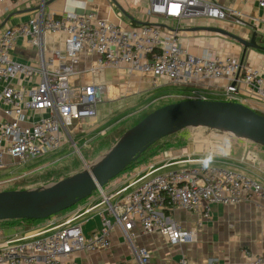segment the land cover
Returning a JSON list of instances; mask_svg holds the SVG:
<instances>
[{"label": "built area", "instance_id": "2783aa9c", "mask_svg": "<svg viewBox=\"0 0 264 264\" xmlns=\"http://www.w3.org/2000/svg\"><path fill=\"white\" fill-rule=\"evenodd\" d=\"M37 1L0 0V23L14 10L40 6L33 16L6 24L0 32V169L59 148L71 139L75 122L95 119L108 88L104 77L107 69L138 75L153 88L163 83L193 86L225 79V100L241 102L242 90L264 100L261 69L241 63L239 57H221L208 51L194 55L178 39L177 30L188 18L245 24L243 15L230 2L146 0L147 20L134 24L130 19L114 23L93 11L46 15L42 7L45 0ZM256 5L264 10V0H256ZM150 17L164 19V25L150 22ZM251 18L259 22L258 16ZM47 37L62 41V46L47 53ZM19 39L35 49V64L14 58ZM83 57H93L92 65L79 68ZM240 202L264 212V185L230 167L190 164L145 179L121 200L111 202L109 195H103L98 231L85 234L80 226L63 225L31 241L18 238L3 242L0 264H63L73 251L109 248L114 227L123 232L138 264H149L148 248L133 243L136 226L143 233L164 235L170 244L195 241L202 220L196 221L195 228H186L169 217L175 209L207 217L214 204ZM245 254L248 264H263L262 256L249 250ZM173 264L187 261L181 257Z\"/></svg>", "mask_w": 264, "mask_h": 264}, {"label": "crops", "instance_id": "0c3cea01", "mask_svg": "<svg viewBox=\"0 0 264 264\" xmlns=\"http://www.w3.org/2000/svg\"><path fill=\"white\" fill-rule=\"evenodd\" d=\"M222 1L232 3L243 15L245 24L239 25L228 21H211V23L204 18L189 19L192 20L189 21V25L183 23V25L178 28L177 34L180 43L192 54L200 55L208 51L216 53L221 57L234 56L239 57V59L242 54V47L237 46L231 41V39H228V37L208 31L189 29L194 26L215 24L225 26L231 31H239L242 34L250 32L253 34L255 32L256 35L264 32V22H262L264 21V10L257 8L256 0H248L243 3H235L232 0ZM132 2L133 0H53L48 5L44 6V13L46 15L52 13L54 15H59L64 11H93L100 17L107 18L114 23H120L129 19L120 11V8H123L126 12L129 11L131 14L129 15L135 20L145 22L147 17L144 13L139 12L141 15L137 16L135 15V12L130 11L129 5L131 6ZM118 10L123 14L122 16L119 15ZM34 14L35 11L34 13L30 12L27 14L12 15L7 22L0 27V32L3 31L6 24L25 20ZM7 15H4L2 20H4ZM252 16H258L259 22L253 20L251 18ZM160 19L162 18L150 17L149 20L150 22L161 23ZM162 21L164 24V19H162ZM61 42L62 41H57L55 38L47 37L46 52L48 53L49 49L54 47H61ZM13 56L15 59L21 61L30 62L32 64L36 63L35 49L26 46V44L20 39L15 45ZM92 59L93 57L91 59L90 57H83L79 63V68H85L92 65ZM243 64L259 68L264 72V51L249 48L246 51ZM116 73L120 74V76L127 75L124 73L121 74V72L116 70L107 72L109 76H113V74ZM105 74L106 72L104 73V77L108 80ZM110 78L111 80H108V87L110 83H114L113 77ZM128 82L129 84H134L138 87L140 85L137 80ZM128 82L125 83L126 86H128ZM225 83V79H216L206 82L201 81L197 85L191 86L193 88L192 90L188 87V89L185 90L184 95L180 97L183 99L192 97L209 99L207 98V95H211L216 97L213 99L225 100L223 97ZM240 93L242 98L241 103H244L253 109L264 111V100L259 99L244 90ZM219 96L223 98H219ZM101 111L102 106L99 108L98 114H100ZM93 120L77 121L75 122L74 127L88 126ZM81 134V130L78 129L72 133V136L74 135L76 137L80 135L79 137H81ZM163 138L164 139H160L161 141L156 149H153L152 151L157 157L154 156V158H152L153 161L148 163L147 167L135 168L131 177L124 176L123 178L113 179L108 183L105 189L100 190L101 194L97 192L89 196L69 211L59 214L57 213L47 219L32 221L30 227H20L21 230H18L17 226H10L7 230V236H5L3 240H0V242L3 243L7 240H17L18 238H21V240L24 241H31L48 236L63 225L80 226L85 234L98 231L102 227L103 215L100 214V210L104 205L100 203L103 195H109L110 201L115 202L116 200H121L123 196L127 194L128 189L131 188L130 192L133 191L142 181L149 178L147 177L150 174L148 171L151 172L161 166L174 163V161H183L184 159L190 162V164H205V161L209 160L208 158L187 157L188 155L199 153L201 147L199 148L198 146V148H195L197 145L192 144L191 146H188L183 144L185 146H174V136ZM245 148H247V145L243 147V149ZM150 153L148 152L146 154ZM157 154H159V156ZM256 155L261 160L262 164L261 169L259 170L256 169V167H258L255 164V162L257 163V159L253 158L252 152L248 153L245 157L239 156V158H227L225 156V159H214L226 161L230 164L226 167H235L237 170L256 178L264 185V149H257ZM6 161H10L7 156ZM11 165L12 163L6 165V167L0 170L7 169ZM246 165H249L254 170H250ZM114 197H116L115 200H113ZM90 206H92V208L88 209ZM169 217L179 220L186 228H195L196 221L202 220V226L197 232V239L190 242L170 244L164 235L160 233H143L141 229L136 226L134 228L135 236L133 243L135 246H145L148 248L150 252L149 264H173L181 257L186 259L187 264H248L250 259L248 255L245 254V250H249L254 255L262 256L264 259V212L251 203L240 202L231 205L214 204L211 207L210 215L207 217H203L200 213L198 214L175 209ZM110 241L111 245L109 248L73 251L62 260V263L119 264L125 262L126 264H138L134 251L125 239L120 228L114 227L111 230Z\"/></svg>", "mask_w": 264, "mask_h": 264}, {"label": "rangeland", "instance_id": "374dc122", "mask_svg": "<svg viewBox=\"0 0 264 264\" xmlns=\"http://www.w3.org/2000/svg\"><path fill=\"white\" fill-rule=\"evenodd\" d=\"M37 2L38 1L35 0V3ZM146 4V0H133L131 6L129 5V8L130 11L135 12V15L140 16L141 12L145 13ZM127 13L130 14L129 11H127ZM160 20L159 21L162 23V19ZM189 21L192 20H189L188 18L187 20L185 19L182 21V23L189 25ZM220 27L230 30L225 26ZM232 32L248 40L252 36L251 32L244 34L239 31ZM255 39L259 45L264 46V32L256 34ZM231 41L237 46L242 47L238 42L232 39ZM108 71L112 72L115 70L107 69L105 71L107 79L111 80L110 77H113L114 83H110L107 88L103 104H100L102 106V111L97 115V121L94 119L95 121L93 120L88 126L84 125L76 126L73 129L71 128L72 133L80 129L82 133L81 137H79L80 135L76 137L73 135L74 137L71 136V139L68 138L66 143L53 151L31 158L25 162L12 163L7 169L0 170V191L35 189L52 182L66 179L81 172L86 166L96 163L98 159L103 156L117 140H119L120 137L139 122L146 114L165 104L182 100L183 98L180 96L184 95L185 90L188 89V87H190L191 90L193 89L188 85L175 86L170 84H163L153 88L150 83L140 78L138 75L129 77L128 75L120 76V74L116 73L113 74V76H109L107 74ZM133 80L138 81L140 84L139 87L134 84H129L128 81ZM126 82H128V86H126ZM191 90L190 92L192 93ZM207 96L209 99L216 98L211 95ZM223 97L219 96V98ZM101 106L99 108H101ZM257 111L264 114V111L262 110ZM173 136L174 146H191L194 144L197 145L195 148H198V146L199 148L201 147L199 153L188 155L187 157L208 158L207 165L209 166L226 167L230 164L226 161L215 159H225V156L227 158H239L241 154L240 157H245L248 153L252 152L253 158L257 159V163L255 162V164L258 167H256V169H261V160L256 155V152L257 149H264V146L249 141L238 134L218 128H211L206 125H192L164 137ZM160 139L164 138L162 137ZM160 139L157 140L153 146L148 148L147 151L138 158V161L132 162L131 165L126 167L117 176L110 179V181L115 178H123L124 176L131 177L135 168L147 167L148 163L153 161L152 158L156 156L152 151L153 149H156L161 141ZM245 145H247V148L243 149ZM148 152L151 153L146 154ZM157 155L159 156V154ZM188 166H190V162L186 159L183 161H174V163L161 166L151 172L148 171L150 174L146 175H148L147 177H150L158 174H166ZM246 166L250 170H254L249 165ZM110 181H108V183ZM108 183H106L102 189H105ZM130 190L131 188L127 190V193L128 191L130 192ZM97 192L100 193V190H95L91 195ZM87 198L82 199L70 208L58 212V214L69 211ZM115 199L116 197L113 198V200ZM31 223L32 221H20L19 219L12 223L0 222V240H3L5 236H7V230L10 226H17V229L21 230L20 227H30ZM0 244L2 243L0 242Z\"/></svg>", "mask_w": 264, "mask_h": 264}, {"label": "water", "instance_id": "95a60500", "mask_svg": "<svg viewBox=\"0 0 264 264\" xmlns=\"http://www.w3.org/2000/svg\"><path fill=\"white\" fill-rule=\"evenodd\" d=\"M53 0H45L42 7ZM33 6L11 12L0 23L16 14L38 10ZM120 11L137 24L144 22L132 18L123 8ZM164 25L162 23H154ZM190 30H203L228 37L242 45L240 62L244 63L249 48L264 51L255 41V32L245 39L217 25H199ZM192 125H206L229 131L264 146V114L241 102L185 98L160 106L146 114L92 165L66 179L28 190L0 191V220L50 218L89 197L138 159L148 147L160 138Z\"/></svg>", "mask_w": 264, "mask_h": 264}, {"label": "trees", "instance_id": "16d2710c", "mask_svg": "<svg viewBox=\"0 0 264 264\" xmlns=\"http://www.w3.org/2000/svg\"><path fill=\"white\" fill-rule=\"evenodd\" d=\"M134 24H136L134 21H132ZM259 112V111H258ZM261 113V112H260ZM155 143V142H154ZM153 143V144H154ZM153 144L151 145V146H153ZM150 146V147H151ZM150 147H148V148H150ZM147 148V149H148ZM147 149L144 151V152H142V154H144L146 151H147ZM142 154L139 156V157H141L142 156ZM138 157V158H139ZM135 161H138V159L137 160H135ZM135 161H133V162H135ZM17 219H13V220H0V222H10V223H12L13 221H16ZM20 221H27V222H31V221H34V220H28V219H19Z\"/></svg>", "mask_w": 264, "mask_h": 264}, {"label": "clouds", "instance_id": "9594fccd", "mask_svg": "<svg viewBox=\"0 0 264 264\" xmlns=\"http://www.w3.org/2000/svg\"><path fill=\"white\" fill-rule=\"evenodd\" d=\"M205 165H207V161H205Z\"/></svg>", "mask_w": 264, "mask_h": 264}, {"label": "flooded vegetation", "instance_id": "af4514ba", "mask_svg": "<svg viewBox=\"0 0 264 264\" xmlns=\"http://www.w3.org/2000/svg\"><path fill=\"white\" fill-rule=\"evenodd\" d=\"M256 40V39H255Z\"/></svg>", "mask_w": 264, "mask_h": 264}]
</instances>
